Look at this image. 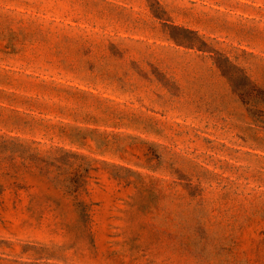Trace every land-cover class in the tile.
I'll use <instances>...</instances> for the list:
<instances>
[{
  "label": "rangeland",
  "instance_id": "rangeland-1",
  "mask_svg": "<svg viewBox=\"0 0 264 264\" xmlns=\"http://www.w3.org/2000/svg\"><path fill=\"white\" fill-rule=\"evenodd\" d=\"M0 264H264V0H0Z\"/></svg>",
  "mask_w": 264,
  "mask_h": 264
}]
</instances>
